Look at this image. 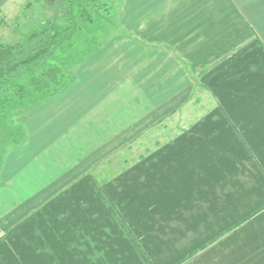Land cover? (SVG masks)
<instances>
[{"label":"crops","instance_id":"1","mask_svg":"<svg viewBox=\"0 0 264 264\" xmlns=\"http://www.w3.org/2000/svg\"><path fill=\"white\" fill-rule=\"evenodd\" d=\"M118 25L4 157L0 264H264V0H121Z\"/></svg>","mask_w":264,"mask_h":264},{"label":"trees","instance_id":"2","mask_svg":"<svg viewBox=\"0 0 264 264\" xmlns=\"http://www.w3.org/2000/svg\"><path fill=\"white\" fill-rule=\"evenodd\" d=\"M38 1L42 19L18 40L0 41V168L25 138V116L63 89L74 68L118 27L121 0L117 7L114 0Z\"/></svg>","mask_w":264,"mask_h":264},{"label":"rangeland","instance_id":"3","mask_svg":"<svg viewBox=\"0 0 264 264\" xmlns=\"http://www.w3.org/2000/svg\"><path fill=\"white\" fill-rule=\"evenodd\" d=\"M1 1L0 17L3 21L0 24V41L11 42L18 40L19 34L27 32L31 26H34L43 17L41 2L38 0ZM119 3L120 0H114V7H117ZM115 15H117L115 23L118 25L119 14L115 13ZM118 28L119 25L115 29V32ZM186 102L180 110L170 114L143 132L138 138L139 141L137 143L128 144L111 157L110 162L106 164L108 172L116 171L120 167H127L130 161H138L140 157L145 155L147 148L162 146L164 141L182 129L187 128L185 127L188 125L187 123L202 115L204 110L209 107L210 100L204 91L198 90Z\"/></svg>","mask_w":264,"mask_h":264}]
</instances>
